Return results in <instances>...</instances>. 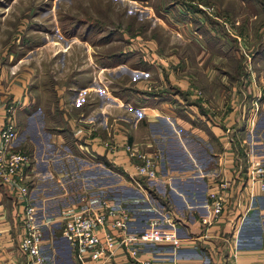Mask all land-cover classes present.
<instances>
[{"label":"crops","instance_id":"0c3cea01","mask_svg":"<svg viewBox=\"0 0 264 264\" xmlns=\"http://www.w3.org/2000/svg\"><path fill=\"white\" fill-rule=\"evenodd\" d=\"M142 62L147 69L154 70V76L148 70L143 72L145 78L137 87L141 86L142 91L125 93L120 89L114 92L110 84L105 93L102 87L99 88L97 75L95 84H90L89 78L83 79V70L79 69V75L75 77L78 80L67 86L63 107L56 93L51 94L52 105L46 104L45 96L35 94V118L31 116L27 120H22L19 114L21 108H27L29 96L0 92V124L4 104L15 102L14 145L25 147L31 156L28 192L39 210V219L47 223L43 226L42 244L45 264H76L70 244L58 234L53 221L66 207L76 204L77 198L86 191L103 193L124 205L130 214V230H142L153 217L173 219L181 241L179 247L148 244L138 253L139 258L154 256V264H264V195L255 192L254 196H249L247 188L241 186V170L250 156L264 160V134L256 129L252 136L254 117L250 111L254 107H250L248 99L253 98V93L248 96L242 90L237 93L227 91V96L221 99L220 94L224 96L225 90L216 92V88H204L198 96L191 90L195 85L187 84L189 79L185 80L183 76L171 78L167 65H157L160 61L154 62L151 55L145 56ZM137 64L141 62L137 61ZM167 87L173 89L169 91ZM210 96L216 98L210 99ZM105 100L111 101L106 108ZM261 113L258 119L262 122L259 123L264 124L263 110ZM56 114L59 124H53L51 120ZM21 132L27 134L21 136ZM116 142L118 146L114 151L104 144ZM122 142L144 146L142 149L146 150L160 146L159 178L147 181V186L141 183L138 187L128 182L131 162L120 146ZM192 144L200 146L201 152L195 150L198 155L191 150ZM45 145L61 151L63 163L68 160L73 163L75 159L111 169L112 174L105 172L111 183L85 187L82 175L79 176L75 168L66 169L62 163L58 165L59 170L75 176L66 180L67 175H64L63 183L56 182L57 188L48 190V184L39 180L42 177L35 173V161L41 159H35V149L40 150ZM71 149L78 152L74 154ZM54 159L51 156L44 161L48 165ZM194 169L203 175L182 176ZM172 173L181 177L172 182L169 177ZM54 177L53 182L58 181L62 174ZM83 177L94 183L98 179L93 180V177L98 178L99 174H83ZM219 177L231 181L226 203L215 222L204 226L199 218L208 208L207 191L212 179ZM150 189L165 194L161 196L153 191V195L148 194ZM132 195L135 197L130 198ZM22 204L16 191L0 182V264H16L19 259L15 244L21 226ZM253 211L257 214L249 217ZM236 238L238 246H234ZM105 264L133 263L117 249Z\"/></svg>","mask_w":264,"mask_h":264},{"label":"rangeland","instance_id":"374dc122","mask_svg":"<svg viewBox=\"0 0 264 264\" xmlns=\"http://www.w3.org/2000/svg\"><path fill=\"white\" fill-rule=\"evenodd\" d=\"M150 55L154 62H163L157 65H167L171 78L183 76L185 80L189 79L187 84L195 85L191 90L198 96L204 88H216V92L225 90L224 96L220 94L221 99L227 96V91L237 93L242 90L248 96L253 93V98L248 99L250 107H254L250 111L254 117L251 123L252 136L254 132L256 134V129L264 134V124L259 123L262 121L258 119L262 110L264 115V0H0V92L6 91L8 95L19 92L29 96L27 108H21L19 114L22 120L31 116L35 118V94L45 96L46 104L49 102L52 105L51 94L56 93L63 107L67 86L73 80H78L75 77L79 75V69L83 70V79L89 78V83L95 84L97 75L100 88L105 93L110 84L114 92L120 89L125 93L142 91L141 86L137 87L145 78L143 72L148 70L154 76V70L147 69L142 62L145 56ZM137 61L141 64L138 65ZM169 87L167 90L173 89ZM108 103L111 101H104V108L108 107ZM7 104L13 105L12 117L17 122L13 101L4 104L3 119ZM51 120L53 124H59V115H53ZM23 134L21 132V136ZM192 145L191 150L198 155L200 146ZM137 147L141 149L144 146ZM15 148L29 154L23 146L17 145ZM159 148L155 146L147 150L156 151L160 158ZM50 149L48 145L42 146L40 150L35 149V159L41 157L35 161V173L42 177L39 180L47 183V189L52 191L58 186L56 182L63 183L64 175H67V180L75 174L60 171L58 165L63 163V153ZM71 150L74 154L78 152ZM51 156L55 159L52 164L46 165L44 159ZM250 161L248 159L247 165L241 170L244 177H241L240 183L244 187L246 168ZM256 161L264 163V160ZM63 164L66 169L75 168L78 175H82L85 187L111 183L106 173L112 174V171L103 165L82 163L75 159L73 163L68 160ZM188 171L182 176L203 175L198 174L196 169ZM30 172L27 182L32 174ZM58 174H62V177L53 182L54 175ZM83 174H99V177H93V180H98L92 183L86 181ZM169 177L172 181L181 176L172 173ZM146 182L139 178L140 185L147 186ZM230 185L231 181L228 189ZM152 191L150 189L148 194H165L158 190L152 194ZM255 192L261 194L253 188L249 196ZM67 209L61 211L53 221L58 234L61 215ZM36 210L39 220L37 207ZM256 214L253 211L249 217ZM238 243L236 238L234 246H238Z\"/></svg>","mask_w":264,"mask_h":264},{"label":"built area","instance_id":"2783aa9c","mask_svg":"<svg viewBox=\"0 0 264 264\" xmlns=\"http://www.w3.org/2000/svg\"><path fill=\"white\" fill-rule=\"evenodd\" d=\"M13 110V105L7 104L6 116L0 124V182L6 188L15 190L23 203L21 226L15 244L19 256L16 264H45L42 252V226L45 222L37 219L36 206L28 193L27 174L31 169L29 154L16 149L14 145L16 127ZM105 145L111 151L118 146L117 142ZM120 146L131 162V171L127 172L128 182L139 187V178L146 181L159 178L157 171L161 156L159 158L156 151L139 149L128 142H122ZM250 160L246 168L245 186L249 193L255 188L264 194V163L254 160L252 156ZM212 181L207 192V211L199 218L204 226L215 222L226 203L229 180L219 177ZM75 203L61 215L60 235L70 244L76 264H105L117 249L122 250L133 264H154V256L138 257L144 246L157 243H169L173 247L179 245L172 218L155 217L149 220L145 228L134 231L129 229V211L120 202L108 200L95 191H86Z\"/></svg>","mask_w":264,"mask_h":264},{"label":"trees","instance_id":"16d2710c","mask_svg":"<svg viewBox=\"0 0 264 264\" xmlns=\"http://www.w3.org/2000/svg\"><path fill=\"white\" fill-rule=\"evenodd\" d=\"M110 194H108V196H109ZM130 198H133V197H135L134 195H132V196H129Z\"/></svg>","mask_w":264,"mask_h":264}]
</instances>
